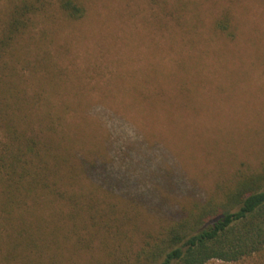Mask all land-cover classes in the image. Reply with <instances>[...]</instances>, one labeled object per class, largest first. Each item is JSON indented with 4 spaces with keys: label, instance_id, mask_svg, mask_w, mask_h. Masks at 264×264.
Returning <instances> with one entry per match:
<instances>
[{
    "label": "rangeland",
    "instance_id": "obj_1",
    "mask_svg": "<svg viewBox=\"0 0 264 264\" xmlns=\"http://www.w3.org/2000/svg\"><path fill=\"white\" fill-rule=\"evenodd\" d=\"M12 1L0 0V12ZM57 1L0 57V146L15 137L8 122L28 137L74 136L81 160L105 144L110 173L125 187L109 189L96 173L75 183V192L107 194L117 207L109 221H87L86 244L71 259L109 264L108 251L135 242L138 230L181 217L223 176L264 159V0H79V19ZM226 12L234 36L215 28ZM58 202L41 194L27 209L50 215ZM125 213L135 221L121 228ZM6 230L0 217V264Z\"/></svg>",
    "mask_w": 264,
    "mask_h": 264
},
{
    "label": "trees",
    "instance_id": "obj_2",
    "mask_svg": "<svg viewBox=\"0 0 264 264\" xmlns=\"http://www.w3.org/2000/svg\"><path fill=\"white\" fill-rule=\"evenodd\" d=\"M57 2L69 18L85 15L79 0ZM51 6L50 0H14L1 10L0 57L18 44L36 16L47 13ZM230 26L228 12L215 22V28L234 36ZM8 128L15 137L0 146V217L10 247L3 259L7 264H77L71 259L73 249H81L87 241L81 228L97 216L100 222L111 220L109 211L117 206L107 194L94 198L75 192V183L96 173L109 189L123 185L110 173L103 154L105 144L97 150L99 157L81 160L75 152L74 136L63 133L55 137L38 130L28 137L15 123L8 122ZM128 192L132 193L130 189ZM41 194L60 200L61 208L50 215L30 212L28 199L39 205ZM85 195L86 201L80 203L79 198ZM34 205L30 209L36 212ZM132 216L123 215L121 228L135 221ZM137 232L135 242L108 251L109 264H206L211 260L238 262L264 257V159L259 166L245 163L223 176L215 193L206 200L188 203L181 217ZM60 241L67 244L53 254L51 244Z\"/></svg>",
    "mask_w": 264,
    "mask_h": 264
}]
</instances>
